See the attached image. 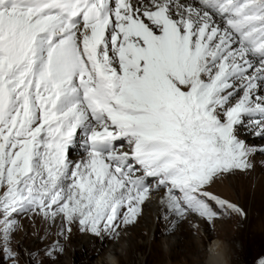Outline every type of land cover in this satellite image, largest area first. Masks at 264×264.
Segmentation results:
<instances>
[{"label": "snow or ice", "instance_id": "6c2138e0", "mask_svg": "<svg viewBox=\"0 0 264 264\" xmlns=\"http://www.w3.org/2000/svg\"><path fill=\"white\" fill-rule=\"evenodd\" d=\"M257 140L264 0H0V264H55L74 229L99 255L156 193L173 227L246 217L210 189Z\"/></svg>", "mask_w": 264, "mask_h": 264}, {"label": "rangeland", "instance_id": "374dc122", "mask_svg": "<svg viewBox=\"0 0 264 264\" xmlns=\"http://www.w3.org/2000/svg\"><path fill=\"white\" fill-rule=\"evenodd\" d=\"M80 154H83V150L78 152L73 149L72 156ZM253 158L254 169L250 173L218 180L210 189L237 204L243 202L246 217L218 219L211 228L199 221L198 227L193 229L191 220L178 222L173 227L169 221L161 219L157 211L153 217L140 218L137 223L142 228L141 234L136 237L137 245L127 246L123 254L116 252L120 264H207L206 250L212 238L226 243L230 264H258L259 259L264 258V168L260 165L264 155L256 154ZM256 165H260V168H256ZM155 198H158L157 194L152 199ZM36 228L43 233L45 225L40 219L30 226L29 234L20 246L22 251L43 247L35 239ZM134 228H127L121 236L129 235ZM110 245L106 243L99 255L93 256L99 247L98 242L94 237L80 234L74 229L64 254L55 264H83L86 258L89 259L88 264H96ZM117 249L121 248L118 246ZM21 264H29L27 256L22 258Z\"/></svg>", "mask_w": 264, "mask_h": 264}, {"label": "bare ground", "instance_id": "6f19581e", "mask_svg": "<svg viewBox=\"0 0 264 264\" xmlns=\"http://www.w3.org/2000/svg\"><path fill=\"white\" fill-rule=\"evenodd\" d=\"M256 143L257 144H261V143H264V141L257 140ZM75 150H77L78 152L82 151V149H80L79 147L75 148ZM82 155L83 154H80L78 156H72V158L73 159H79L80 156H82ZM252 160H253V163H254L255 162L254 158H252ZM260 165H261L262 168H264V160L262 161V163ZM260 165L259 166L256 165V168H260ZM222 179H224V178H222ZM156 194L159 195L158 193H156ZM228 199H230V198L228 197ZM239 205H241L244 208V203L243 202L241 204H239ZM157 211L160 214V209H159V206H158V203H157V198H155V199H152V200H150L149 202L146 203V205L144 206L143 215L140 218H151V217H153V214L156 213ZM251 214L252 213H250V215ZM251 216H250V218H251ZM141 232H142V228H141L140 224H136L135 228L133 229V231L129 235L120 236L118 242L111 243L109 248L102 252V254L98 258V261H97L96 264H110L109 260L106 258V253H108L111 250L113 254H116L118 246L120 248H122L123 251L126 249L127 246L135 247L137 245L136 244V237H138L141 234ZM215 241H218V240L216 238H212L211 242L208 243L209 247H208V250H206L207 253H209V250L215 246V244H214ZM116 257H117L118 262H119V258H118L117 255H116ZM206 257H207L205 259L206 263L209 264L208 256H206ZM227 258H228V256H227ZM88 263H89V259L88 258L84 259L83 264H88ZM119 264H120V262H119ZM228 264H230L229 258H228Z\"/></svg>", "mask_w": 264, "mask_h": 264}, {"label": "clouds", "instance_id": "9594fccd", "mask_svg": "<svg viewBox=\"0 0 264 264\" xmlns=\"http://www.w3.org/2000/svg\"><path fill=\"white\" fill-rule=\"evenodd\" d=\"M119 238L116 240L118 242ZM215 246L209 250L208 259L209 264H228L227 258V245L223 241H215ZM118 252L123 254V249H117ZM106 258L109 260L110 264H119L118 259L115 254L110 250L106 253Z\"/></svg>", "mask_w": 264, "mask_h": 264}]
</instances>
